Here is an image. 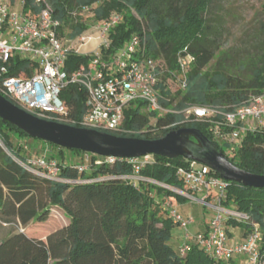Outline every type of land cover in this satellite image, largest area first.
I'll return each mask as SVG.
<instances>
[{"label": "trees", "instance_id": "trees-1", "mask_svg": "<svg viewBox=\"0 0 264 264\" xmlns=\"http://www.w3.org/2000/svg\"><path fill=\"white\" fill-rule=\"evenodd\" d=\"M46 1L55 19L62 24L61 37L68 40L82 36L90 25L118 15L120 21L109 36L111 46L102 50L103 59L109 60L133 37H139L145 57L157 64L159 77L164 74L157 85L163 111L151 112L145 102L134 103L125 112L123 130L107 133L156 140L172 130L199 129L236 166L264 175V130L248 132L240 144H230L215 139L208 122L194 115L186 116L193 107L233 111L264 92V41L243 67L250 71L248 78L209 69L216 56L207 17L213 0ZM33 4L34 0H26V13ZM86 9L91 12V19L81 16ZM184 51L195 58V63L188 72L186 87L173 92L165 84L166 78L178 79L179 55ZM93 58L92 54L71 52L65 69L72 73L87 68ZM61 98L69 108L70 119L75 121L66 124L82 127L87 109L86 91L70 84ZM0 140L3 144H0V220L22 226L46 223L51 209L58 207L71 221L69 226L49 235L46 241L29 238L24 233L10 235L0 242V264H224L199 246H193L183 257L171 245L173 230L178 226L163 204L167 199L180 204L189 200L161 185L185 188L177 175L179 168L189 167L190 162L184 158L154 156L153 162L138 174L142 180L134 184L122 179L134 175L133 165L126 160L97 165L99 156L91 155L89 170L81 173L77 167L83 163L85 152L32 139L1 119ZM29 140L56 150V156L51 154V158L61 168V182L22 166L28 154L21 142ZM74 181L79 182L72 183ZM225 204L250 217V223L228 222L230 237L231 228H241L246 235L253 224L259 225L262 234L259 264H264V189L232 182Z\"/></svg>", "mask_w": 264, "mask_h": 264}, {"label": "built area", "instance_id": "built-area-1", "mask_svg": "<svg viewBox=\"0 0 264 264\" xmlns=\"http://www.w3.org/2000/svg\"><path fill=\"white\" fill-rule=\"evenodd\" d=\"M25 7L26 0H0V95L38 118L65 124L75 123L70 119L69 108L61 95L68 85H76L87 93V109L81 126L104 132L122 131L125 112L134 103L145 102L151 112L163 111L157 89L158 66L145 57V48L139 37H133L109 60L103 59L102 50H108L111 46L109 36L120 21L118 15L95 25L93 36L84 33L68 40L61 37L62 24L55 19L54 11L46 0H34L28 13ZM67 42L70 44L67 45ZM89 44H95L93 51L84 53L83 47ZM71 52L78 55L92 54L94 58L87 68L70 73L65 68ZM178 61V80L181 87L185 88L195 58L184 51ZM191 115L208 122L215 139L238 145L246 133L264 130V92L253 96L248 103L233 111L193 107L186 112L187 117ZM0 144L3 145L1 140ZM51 153L48 146L37 157H28L22 166L44 178L61 182V168L51 158ZM91 155L85 153L84 157L91 162ZM118 160H126L133 165L134 175L122 179L136 184L142 180L138 174L153 162L154 156L138 159L99 156L96 163L114 164ZM189 162V167L179 168L177 172L184 182L183 190L161 186L191 203L201 205L211 219L206 233L194 235L190 230L194 220L178 212L174 199L164 202L163 208L183 231L180 255L184 257L193 246H199L217 261L229 263L244 256L250 259V264H259L262 234L258 224H253L251 232L241 241H234L229 236L228 222L250 223L247 214L225 204L231 182L220 178L208 166ZM77 168L82 173L89 170V164L84 162L78 164Z\"/></svg>", "mask_w": 264, "mask_h": 264}, {"label": "water", "instance_id": "water-1", "mask_svg": "<svg viewBox=\"0 0 264 264\" xmlns=\"http://www.w3.org/2000/svg\"><path fill=\"white\" fill-rule=\"evenodd\" d=\"M0 119L24 132L32 139L41 140L67 150L101 157L138 159L160 156L184 158L210 167L220 178L244 187L264 189V175L245 171L232 163L201 130L181 128L164 137L147 140L119 137L95 129L75 127L65 123L36 117L0 95Z\"/></svg>", "mask_w": 264, "mask_h": 264}, {"label": "rangeland", "instance_id": "rangeland-1", "mask_svg": "<svg viewBox=\"0 0 264 264\" xmlns=\"http://www.w3.org/2000/svg\"><path fill=\"white\" fill-rule=\"evenodd\" d=\"M81 16L86 20L88 18L91 19L92 14L90 11H85ZM207 17L212 28L211 37L214 40L212 48L216 53L209 69L212 71L220 69L233 77L248 78L250 71L243 69V67L247 59L258 51L259 45L264 41V0H213ZM95 32L94 26L90 25L85 34L93 36ZM69 44L67 42V45ZM94 47L95 44H89L83 47L82 50L84 53H89L93 51ZM163 77L164 74L159 77V81ZM165 84L173 92L181 89L178 79L166 78ZM155 122V120L152 121L153 125ZM21 143H23L22 146L24 147V151L27 152L28 157H37L41 150L48 147L45 144L30 140L22 141ZM50 151L52 155L56 156V150L50 148ZM80 161H77V163H90V159L86 160L84 156L82 161ZM180 205L177 202V206ZM184 205L190 207L193 204L187 202ZM194 205H197L200 209L198 204ZM198 213L199 217L201 215L209 220V216H207L209 214ZM70 223L71 221L65 211L58 207L51 209V215L46 223L32 222L28 226H22L19 223L6 224L0 220V242L16 233H24L29 238L46 241L49 235L69 226ZM180 234L182 235L178 228L173 230L172 246L175 250L177 247L180 248L181 245V243L178 246L176 244V238ZM242 234L236 236L232 233L231 238L241 241L243 239ZM249 261L248 257L241 256L230 261L229 264H250ZM224 264L228 263L224 262Z\"/></svg>", "mask_w": 264, "mask_h": 264}, {"label": "crops", "instance_id": "crops-1", "mask_svg": "<svg viewBox=\"0 0 264 264\" xmlns=\"http://www.w3.org/2000/svg\"><path fill=\"white\" fill-rule=\"evenodd\" d=\"M191 204H193V205H191L190 207H186L187 205L181 204L180 206H177V210L184 217H189V218H192L194 220V223L190 226V230H191V232L194 235H196L198 233H206L208 231V228H209V223H210V219H211L210 215H207V216H209V220L205 219L201 215L199 217V213L198 212H200L201 214L202 213L203 214H208L207 211L199 204L198 205L200 206V209H199V207H197V205H194V204H197V203H191ZM178 230H180L182 235L180 234V236L176 238L177 246L180 245V243L182 244V236H183V231L180 228H178ZM232 233H234V235H236V236H238V234H242L243 233L242 234L243 237L245 236V232L241 228H231L230 229V234H232ZM236 240L237 239H235L234 241H236ZM172 242H173V240L171 241V245L173 244ZM180 247H181V245H180ZM179 249H180L179 247L176 248L177 251Z\"/></svg>", "mask_w": 264, "mask_h": 264}]
</instances>
